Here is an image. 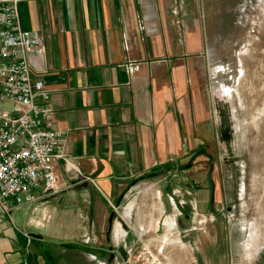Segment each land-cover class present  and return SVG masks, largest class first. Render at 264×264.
I'll use <instances>...</instances> for the list:
<instances>
[{
	"label": "crops",
	"instance_id": "crops-1",
	"mask_svg": "<svg viewBox=\"0 0 264 264\" xmlns=\"http://www.w3.org/2000/svg\"><path fill=\"white\" fill-rule=\"evenodd\" d=\"M164 2L18 0L22 27L45 45L32 76L49 91L66 156L54 161V193L0 208V264H150L148 254L190 264L178 243L209 215L213 189L206 164L184 165L212 133L204 40L196 30L175 46Z\"/></svg>",
	"mask_w": 264,
	"mask_h": 264
},
{
	"label": "rangeland",
	"instance_id": "rangeland-1",
	"mask_svg": "<svg viewBox=\"0 0 264 264\" xmlns=\"http://www.w3.org/2000/svg\"><path fill=\"white\" fill-rule=\"evenodd\" d=\"M164 3L175 46L196 30L203 36L201 86L212 132L205 155L184 163L207 165L210 213L178 244L187 246L190 264H264V0ZM163 256L147 259L166 264Z\"/></svg>",
	"mask_w": 264,
	"mask_h": 264
},
{
	"label": "built area",
	"instance_id": "built-area-1",
	"mask_svg": "<svg viewBox=\"0 0 264 264\" xmlns=\"http://www.w3.org/2000/svg\"><path fill=\"white\" fill-rule=\"evenodd\" d=\"M17 3L0 0V208L4 213L54 193L58 185L54 161L66 156L65 138L53 124L49 91L32 76L31 55L43 54L45 45L37 32L22 27Z\"/></svg>",
	"mask_w": 264,
	"mask_h": 264
},
{
	"label": "water",
	"instance_id": "water-1",
	"mask_svg": "<svg viewBox=\"0 0 264 264\" xmlns=\"http://www.w3.org/2000/svg\"><path fill=\"white\" fill-rule=\"evenodd\" d=\"M173 169H176V165H172V166H169L168 168L164 169V170H160L158 172H155V173H152V174H149L147 175L148 177L149 176H157V175H161V174H164V173H168L170 171H172ZM137 183V181H134L132 182L131 184H129V186L122 192V194L119 196L117 202H116V205L117 206H120L124 196L126 195V193L129 191V189L135 185ZM114 218H115V211H112V213L110 214V217H109V227H108V235H110L111 233V229H112V226H113V221H114ZM180 225L181 227H187L189 225V222H188V216H184L183 218L180 219Z\"/></svg>",
	"mask_w": 264,
	"mask_h": 264
}]
</instances>
